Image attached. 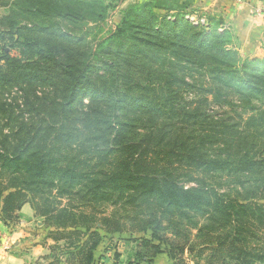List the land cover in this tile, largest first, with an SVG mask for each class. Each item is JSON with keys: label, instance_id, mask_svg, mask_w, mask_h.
I'll list each match as a JSON object with an SVG mask.
<instances>
[{"label": "rangeland", "instance_id": "obj_1", "mask_svg": "<svg viewBox=\"0 0 264 264\" xmlns=\"http://www.w3.org/2000/svg\"><path fill=\"white\" fill-rule=\"evenodd\" d=\"M188 1L0 0V151L16 146L19 136L36 131L37 139L28 153H36V158L46 155L51 161L46 164L49 171L71 168L89 172L100 162L99 157L105 160L104 170L108 169V163L118 161L119 153L104 140L145 135L167 124L170 116L155 110L154 97L150 102L128 99L117 110L111 90L124 75L125 81L136 83L160 80L156 76L168 81L169 74L177 73L185 83L178 87L180 105L193 108L201 105L204 96L210 101L211 96L203 92L210 73L170 53L173 48L188 52L183 48L189 43L180 47L176 39L184 27L218 36L219 44L244 62L264 61V27L259 21L252 28L247 23L250 16L264 17V0L254 4L251 0H221V7L214 3L212 8ZM121 23L122 30L116 31ZM157 28L162 32L157 33ZM80 58L86 59L79 84L82 90L71 106L74 61ZM257 67L264 70V65ZM208 107L215 116L219 112L217 105L208 103ZM109 124L111 129H107ZM124 125L128 127L123 131ZM56 126L60 132L54 140ZM76 134L78 139L71 138ZM83 137H93L95 142L82 141ZM261 139L264 146V137ZM100 170L97 167L95 172ZM258 176L255 171L242 174L240 180L248 181L244 184L248 189ZM198 178L219 193H233L232 175L200 174ZM177 180L184 188L198 185L181 176ZM9 181V177L0 178L2 198L14 191L6 188ZM57 181L54 178L50 192L25 202L31 206L29 214L21 212L25 203L8 210L5 214L10 216L0 209V264H150L146 259L137 261L134 255L143 238L173 257L169 264H264V225L250 218L245 244L223 240V231L201 229L200 222L197 227L185 225L176 230L164 228L163 222L157 230L162 239L158 241L150 239L151 230H139L149 223L146 219H122L119 206L87 204L80 196L59 194L58 189H67L71 179ZM262 185L261 179L257 184L260 192L254 190L255 198L248 202L264 207ZM86 227L92 231L86 238L89 245L98 242L92 252L74 249L82 243ZM145 247L143 244L140 253L151 254Z\"/></svg>", "mask_w": 264, "mask_h": 264}, {"label": "trees", "instance_id": "obj_2", "mask_svg": "<svg viewBox=\"0 0 264 264\" xmlns=\"http://www.w3.org/2000/svg\"><path fill=\"white\" fill-rule=\"evenodd\" d=\"M122 23L116 31L122 30ZM155 31L162 32L158 28ZM179 31L177 42L181 43L180 47L189 43L187 48H183L188 52L173 48L170 53L176 58L181 56L188 62L197 63L210 73L203 92L210 95L211 100L204 96L201 105L193 108L180 105L181 95L179 99L177 96L181 90L178 87L184 82L177 73L169 74L168 81L156 76L160 80L127 82L124 75L123 81L117 83L118 78L117 85L111 90L117 110L128 99L150 102L154 97L157 100L155 110L170 115L167 124L145 135L104 140L107 145H115L119 159L114 164L108 163L109 168L104 170L105 160L99 157L100 162L89 172H77L71 168L49 171L46 164L51 161L45 159L46 155L36 158V153H28L37 139L36 131L19 136L16 146L0 151V178L9 177L6 188L14 190L0 197L2 214L18 209L25 202L35 201L37 194L50 192L55 186L54 178L60 183L67 177L71 183L67 189L59 188V194L67 192L65 194L71 197L80 196L87 204L101 202L119 206L122 219L144 218L149 223L139 230H151L150 239L153 240H162L157 230L163 222H166L164 228L174 230L185 225L197 227L200 222L201 229L223 231V240L233 239L244 244L247 242L245 235L249 234L248 218L264 225L263 205L248 202L249 199L254 200V190L260 192L257 184L264 180V146L260 145L264 137V70L258 71L262 69L257 67L264 65V61L244 62L235 52L219 44L222 41L218 36L203 35V31L195 27H184ZM85 67V58L74 61L71 106L80 88L82 90L79 84ZM208 103L218 106L216 116L209 111ZM243 116H246L244 122ZM126 127L123 126V131ZM107 129H111V124ZM73 130L79 133L76 128ZM181 131H186V134ZM59 132L60 127H54V140ZM71 138L78 139L79 135ZM86 140L83 137L82 141ZM255 140L260 142L255 143ZM87 141L95 142L93 137ZM97 167L101 170L95 172ZM255 171L259 176L247 189L244 184L248 181L240 178L242 174ZM215 173L235 177L232 194L219 193L204 183V178H198L200 174ZM180 176L198 185L184 188L177 180ZM85 230L82 243H77L74 249L92 252L98 242L89 245L86 238L92 231L89 227ZM139 242L134 254L137 261L146 259L151 264L154 256L163 254L151 240L143 238ZM143 244L151 254L140 253ZM164 254L173 259L167 252Z\"/></svg>", "mask_w": 264, "mask_h": 264}, {"label": "crops", "instance_id": "obj_3", "mask_svg": "<svg viewBox=\"0 0 264 264\" xmlns=\"http://www.w3.org/2000/svg\"><path fill=\"white\" fill-rule=\"evenodd\" d=\"M191 5H195V6H201L202 8H212L213 4L215 3L216 7H221L222 6V2L221 0H191L188 1ZM186 2V3H188ZM254 2H256V0H251V3L254 4ZM188 3V4H189ZM214 5V6H215ZM248 6V5H247ZM248 8V7H245ZM260 24V27H264V17L263 18H253L250 16V18L247 20L248 25L250 26V28L257 26L256 24L258 23ZM256 28V27H255ZM264 30V28H262ZM31 210V206L28 203H25V205H23L21 207V212H27L29 214V212ZM37 249V248H35ZM169 258L165 255V254H159L156 255L152 258V263L151 264H169ZM173 264V263H172Z\"/></svg>", "mask_w": 264, "mask_h": 264}]
</instances>
